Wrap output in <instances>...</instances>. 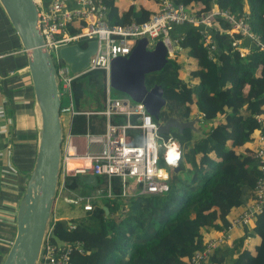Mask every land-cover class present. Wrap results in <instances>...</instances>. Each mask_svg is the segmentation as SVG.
I'll list each match as a JSON object with an SVG mask.
<instances>
[{"label":"trees","instance_id":"16d2710c","mask_svg":"<svg viewBox=\"0 0 264 264\" xmlns=\"http://www.w3.org/2000/svg\"><path fill=\"white\" fill-rule=\"evenodd\" d=\"M174 2L196 16L214 8L229 10L245 18L264 43V0ZM103 4L106 22L112 26L146 23L159 10V0H103ZM216 24L211 31L218 46L215 59L209 58L198 30L175 28L173 35L186 33L178 47L187 52L185 60L191 59L194 68L184 67L180 55L162 71L146 77L148 88L165 85L167 105L162 122L172 116L181 121L204 119L195 130L181 133L172 129L163 136L175 140L182 151L176 169L167 168L161 153V166L168 171L166 188L146 195L139 193L141 185L133 184L136 194L123 197L118 177L85 175L65 180L72 198L99 196L93 199L91 212L51 222V242L72 248L70 264H189L209 239L229 227L235 211L247 199L245 189L254 191L261 173L250 148L256 137L264 136V55L250 39L233 46L240 37L228 34L230 26L223 19L218 18ZM250 45L248 54L241 55ZM72 93L74 109L81 114L71 118L70 129L83 135L92 120L83 113L103 109L104 72L82 75L73 82ZM257 116L263 119L258 121ZM94 119L100 123L97 128L92 126L95 132H104V118ZM114 121L124 122L122 118ZM202 126L208 129L204 131ZM139 141L137 137L135 142ZM108 188L113 197L107 196ZM210 262L264 264V213L252 227H244L222 242Z\"/></svg>","mask_w":264,"mask_h":264},{"label":"built area","instance_id":"2783aa9c","mask_svg":"<svg viewBox=\"0 0 264 264\" xmlns=\"http://www.w3.org/2000/svg\"><path fill=\"white\" fill-rule=\"evenodd\" d=\"M35 2L39 9V28L57 69L62 100L67 99V104L62 105V117L68 115L71 119L81 114L74 109L73 82L89 72L101 71L105 74L103 109L83 113L88 119L92 117L88 122L87 133L75 135L71 132L70 125L69 129H65L57 200L60 194L67 190V178L85 175L120 178L123 197L136 194V190L132 188L133 184L141 185V194H156L166 188L165 179L168 176L166 168L161 166V153L164 154L163 161L167 168L173 169L180 165L182 151L179 144L173 139L165 140L158 134V123L143 103L134 102L124 94L117 97L111 87L113 60L130 56L139 40L147 39L148 48L160 40L178 45L184 40L186 33L178 32L173 35L174 29L191 26L199 31L209 58L215 59L218 46L211 31L216 28V20L219 18L230 26L228 34L232 38L240 37L234 39L233 46H238L241 39H250L264 55V43L252 32L249 22L229 10L214 8L196 16L189 13L185 6L177 5L174 0H159V10L150 21L112 26L106 22L103 0H53L49 4L43 3L42 0ZM91 41H96L98 47L88 68L82 73H73L60 56L61 49L72 45L86 48ZM96 117L104 118V132H95L93 129L92 126L97 128L100 125L94 119ZM117 118H122L124 122L115 123ZM257 119L261 121L263 118L257 116ZM137 137L140 139L139 143L135 142ZM169 149L180 152L175 167L168 163ZM252 155L258 160L261 173L252 191V202L230 220L227 229L209 239L204 250L198 251L189 264H212L210 257L222 242L230 240L235 230L252 227L257 217L264 213L263 135L258 136L257 148L253 150ZM108 193V197H113L110 188ZM95 198L99 196L70 198L67 202L80 204L81 211L85 214L93 210L92 201ZM51 235L52 227L45 239L38 264H70L71 246L52 243Z\"/></svg>","mask_w":264,"mask_h":264},{"label":"water","instance_id":"95a60500","mask_svg":"<svg viewBox=\"0 0 264 264\" xmlns=\"http://www.w3.org/2000/svg\"><path fill=\"white\" fill-rule=\"evenodd\" d=\"M0 3L26 53L40 113L38 154L19 208L16 235L3 264H38L60 189L65 134L61 113L63 96L56 66L39 28V9L35 0H0ZM97 47L96 41L89 42L86 48L67 46L61 49L60 56L71 71L78 74L88 68ZM176 48V43L165 40L148 48V40L144 38L138 41L130 56L114 59L111 67L113 90L134 102L143 103L157 121L161 137L171 134L172 129L181 133L186 129L195 130L196 124L204 121L203 118L181 121L172 116L162 122L160 113L167 105L165 85L152 88L146 85L147 75L162 71ZM105 210L108 213V209Z\"/></svg>","mask_w":264,"mask_h":264},{"label":"crops","instance_id":"0c3cea01","mask_svg":"<svg viewBox=\"0 0 264 264\" xmlns=\"http://www.w3.org/2000/svg\"><path fill=\"white\" fill-rule=\"evenodd\" d=\"M52 1L42 0L45 4ZM244 48H251V45ZM70 123L69 118L65 129H69ZM39 130L40 113L28 59L0 3V264L16 235L19 208L38 154ZM256 148L257 141L250 151ZM245 192L247 199L233 217L253 200L250 190L245 189ZM72 194L65 190L60 195L67 201ZM240 230H235L231 237Z\"/></svg>","mask_w":264,"mask_h":264},{"label":"rangeland","instance_id":"374dc122","mask_svg":"<svg viewBox=\"0 0 264 264\" xmlns=\"http://www.w3.org/2000/svg\"><path fill=\"white\" fill-rule=\"evenodd\" d=\"M179 52V53H177ZM187 52L184 50V49H181L180 47H178L177 45V48L175 49V52H173L171 55H170V58L171 60H174V59H178V56L182 55V59H184V67H193L195 66V63L192 62V60L188 59V60H185V58L187 57ZM241 54L244 56L245 54H248V50L247 49H243L241 50ZM182 77L185 79L186 78V73H184V75L182 74ZM114 95L117 96V97H122L123 95L119 92H116L114 91ZM62 103L63 105L65 106L67 104V99L64 98L62 100ZM63 119H64V124H67V121L69 120V116L68 115H64L63 116ZM200 126V125H199ZM203 130L206 131L208 129V127L206 126H202ZM257 138L256 137L254 139L253 142H251V144H255L256 141H257ZM160 143H162V141H160ZM255 146V145H254ZM249 150V149H248ZM255 150V149H254ZM62 194V193H61ZM132 196V195H131ZM130 197V196H128ZM68 200H71L68 196ZM74 203L72 202H67L65 199L63 200V196H59V199L57 200L56 202V206H55V218L54 219H66V220H70V219H75L77 217H80V215H84L83 212L81 211L80 208V204L76 205L74 204L75 206H73ZM117 218V217H116ZM118 218H122V217H118ZM255 245V243H252L251 244V247L253 248Z\"/></svg>","mask_w":264,"mask_h":264},{"label":"clouds","instance_id":"9594fccd","mask_svg":"<svg viewBox=\"0 0 264 264\" xmlns=\"http://www.w3.org/2000/svg\"><path fill=\"white\" fill-rule=\"evenodd\" d=\"M167 147V145H165ZM180 158V152L176 149H169L168 163L172 166H177Z\"/></svg>","mask_w":264,"mask_h":264},{"label":"flooded vegetation","instance_id":"af4514ba","mask_svg":"<svg viewBox=\"0 0 264 264\" xmlns=\"http://www.w3.org/2000/svg\"><path fill=\"white\" fill-rule=\"evenodd\" d=\"M162 112H163V110H162L161 113H160V118H161Z\"/></svg>","mask_w":264,"mask_h":264}]
</instances>
